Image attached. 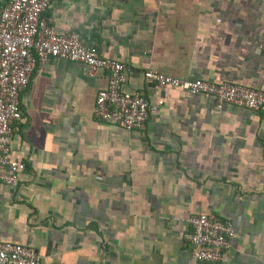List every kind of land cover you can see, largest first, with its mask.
Returning <instances> with one entry per match:
<instances>
[{"label":"crops","instance_id":"obj_1","mask_svg":"<svg viewBox=\"0 0 264 264\" xmlns=\"http://www.w3.org/2000/svg\"><path fill=\"white\" fill-rule=\"evenodd\" d=\"M43 17L128 64L125 90L163 104L129 130L94 115L105 70L37 67L13 125L11 156L26 167L0 186V240L42 264H264V116L142 75L264 91V0H52ZM203 213L234 231L217 263L194 260L185 237Z\"/></svg>","mask_w":264,"mask_h":264},{"label":"built area","instance_id":"obj_2","mask_svg":"<svg viewBox=\"0 0 264 264\" xmlns=\"http://www.w3.org/2000/svg\"><path fill=\"white\" fill-rule=\"evenodd\" d=\"M51 2L7 0L0 10V186L14 185L26 167L23 160L11 156L13 125L22 116L20 93L35 69L50 58L80 62L91 75L99 70L108 73L107 86L97 93L93 110L103 122L144 130L150 113L163 104V100L149 101L141 91L125 90L128 64L101 56L95 46H84L75 32L59 34L43 17ZM142 75L159 88H182L191 95L214 97L218 107L235 105L264 116L262 90L233 82L181 79L153 68ZM233 235L229 221L203 213L190 218L185 237L194 260L217 263L230 248ZM0 264H42V256L31 246L0 240Z\"/></svg>","mask_w":264,"mask_h":264}]
</instances>
